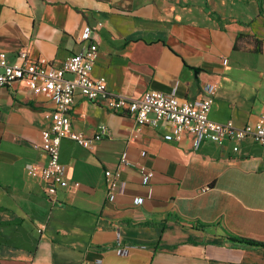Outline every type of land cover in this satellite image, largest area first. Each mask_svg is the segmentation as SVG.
Returning a JSON list of instances; mask_svg holds the SVG:
<instances>
[{"label": "crops", "instance_id": "1", "mask_svg": "<svg viewBox=\"0 0 264 264\" xmlns=\"http://www.w3.org/2000/svg\"><path fill=\"white\" fill-rule=\"evenodd\" d=\"M261 5L0 0V49L11 62L25 49L60 67L95 27L92 74L106 77L108 91L139 98L156 89L192 100L212 86L209 117L243 126L264 114ZM54 106L23 80L0 86V264H264V154L256 142L234 152L228 140L195 145L190 132L167 140L168 124L138 127L125 110L76 93L73 127L91 136L104 123L109 133L91 147L62 138L69 184L52 202L33 167L46 161L41 129ZM141 165L154 172L148 183ZM116 171L111 200L107 174Z\"/></svg>", "mask_w": 264, "mask_h": 264}, {"label": "built area", "instance_id": "2", "mask_svg": "<svg viewBox=\"0 0 264 264\" xmlns=\"http://www.w3.org/2000/svg\"><path fill=\"white\" fill-rule=\"evenodd\" d=\"M83 38L88 44L79 52L69 55L60 67H55L45 58L29 59L27 50H18L17 60L11 62L7 52L0 49V86H10L23 80L36 93L51 97L55 103L48 111V125L41 129L40 146L46 154L43 164L33 167L45 182L46 197L55 202L59 188L66 187L69 179L65 167L60 161V143L63 137H68L82 146L91 147L94 141L107 136L109 131L106 124L98 125L96 132L87 136L73 127L69 115L74 104L76 93L91 101L103 102L113 111L132 114L138 127L150 124L156 126L166 123L170 132L165 134L167 140H180L184 132L195 136L194 143L198 145L203 139L224 144L231 142L234 152L240 150L246 140L256 142L264 154V114L254 122L236 126L229 119L216 121L209 117L213 102L214 87L206 88V94L197 99L180 100L174 93L148 89L139 98H130L107 90L106 77L94 76L92 67L98 55V34L95 27L88 26L83 32ZM125 155L121 163H126ZM142 181L148 183L154 175L153 170L144 165L140 166ZM109 199L115 197L119 188V172H108ZM74 185H78L75 182ZM203 188L202 190H205ZM140 199L136 198L135 202ZM45 224L39 226V231Z\"/></svg>", "mask_w": 264, "mask_h": 264}, {"label": "trees", "instance_id": "3", "mask_svg": "<svg viewBox=\"0 0 264 264\" xmlns=\"http://www.w3.org/2000/svg\"><path fill=\"white\" fill-rule=\"evenodd\" d=\"M261 11L264 12V9L262 8V5H261ZM245 241H248L249 243H257V242L254 241V240H245Z\"/></svg>", "mask_w": 264, "mask_h": 264}]
</instances>
